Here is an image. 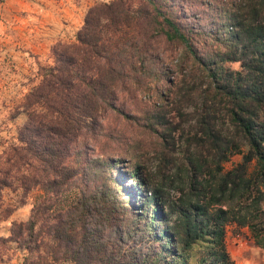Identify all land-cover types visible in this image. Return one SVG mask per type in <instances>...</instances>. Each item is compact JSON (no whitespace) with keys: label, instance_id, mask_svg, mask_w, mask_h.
Listing matches in <instances>:
<instances>
[{"label":"trees","instance_id":"obj_1","mask_svg":"<svg viewBox=\"0 0 264 264\" xmlns=\"http://www.w3.org/2000/svg\"><path fill=\"white\" fill-rule=\"evenodd\" d=\"M200 5L186 11L179 0H139L136 9L128 0L95 4L71 42L51 46L50 64L37 66L35 83L10 114L25 117L15 143L0 152L2 219L33 198L27 220L12 221L8 237H0V264L10 243L20 264H187L194 246L205 254L199 264H233L224 247L231 221L246 226L264 250L258 229L264 221V0ZM163 42L176 44L180 65L197 67L204 80L197 142L209 149V164L187 162L186 196L194 201L180 200L171 225L166 198L142 164L122 170L127 144L106 125L115 117L134 122L153 135L162 156L172 152L177 123L164 106L176 94L136 116L139 121L119 96L151 89L163 99L161 84L172 73L163 63ZM235 62L239 71L225 67ZM219 115L231 135L219 130ZM241 145L246 151L240 163L222 172ZM159 163L168 171L173 165L170 157ZM3 193L13 196L11 203L3 204ZM133 201L139 205L132 212ZM162 222L165 227L158 228ZM139 223L154 249L121 252L124 232L131 225L140 231Z\"/></svg>","mask_w":264,"mask_h":264},{"label":"rangeland","instance_id":"obj_2","mask_svg":"<svg viewBox=\"0 0 264 264\" xmlns=\"http://www.w3.org/2000/svg\"><path fill=\"white\" fill-rule=\"evenodd\" d=\"M80 1V23L76 25L77 30L82 25L88 8L95 4H106L113 0ZM128 2L131 9L138 7L139 0H128ZM179 2L181 5H184L186 11H189L194 7L200 10L202 8L200 3L203 0H179ZM180 15L182 16V13ZM77 30L74 32L73 37ZM42 34V28L13 23L5 27L0 37V152L6 144L15 143L17 129L24 122L25 117L21 114L15 118H10V114L12 109L21 101L22 96L27 92L30 85L35 83L37 66L50 64V48L54 43L57 41L71 42L73 40L66 37L67 39H58L53 42L48 40L42 43L40 40ZM160 48L164 66H167L172 72L168 74V82H162L161 84L162 89L160 90H163V93H161L163 99L158 100L151 89L140 93L137 90H133V88L131 89L133 92L128 94L121 93L119 96L122 97L123 95L125 97L124 101L127 102L125 110L129 111L133 118L139 121L136 116L152 111L153 104L155 106L157 102L162 103L163 100L166 101L167 94H176L175 98L173 96V99L169 95V102L164 106V110L168 112L167 116L173 118V121L177 123L175 132L173 133L174 144L172 152L162 156L153 135L137 128L134 122L124 121L122 118L115 117L112 120L106 119V125L116 129L117 131L114 132H119L122 142L127 144L129 152L123 157L126 158V161L120 165L123 166L121 167L122 170H129V166L134 161L142 164L145 172L149 174L148 176L151 179L153 188L157 189L166 198V205L163 210L169 217L167 224L171 225L176 219L174 210L178 207L180 200L182 199L181 201H184L186 204L193 203L194 201L193 198L186 196L187 162L202 159L205 160V163L209 164V149L203 140L197 142L200 133L197 132L196 120L204 111L200 103V95L205 88L204 80L197 67L193 66V68L188 69L184 65H180L177 57L179 51L176 44L163 42L160 44ZM213 48H210L212 50H209V52L213 51ZM225 67L234 71L240 70L238 62L226 63ZM172 101H175L176 104L172 103ZM174 107L176 110L178 109L180 116ZM219 118V121L216 123L219 130L224 135H231L232 129L224 119L225 117L219 115ZM245 151L246 147L241 145L240 153L232 154L222 164V172L231 170L238 165ZM112 155L115 157L117 154L112 152ZM161 157L165 159L171 158L173 165L169 171L159 163ZM116 169L120 170V168ZM253 169V162H251L247 168L246 178L251 175ZM202 178L209 181L207 175H202ZM129 182L125 180L124 185L128 186ZM134 188L136 189L135 185ZM136 190L140 192L142 188ZM11 199H14L13 196L9 193H3V204L11 203ZM32 199L28 198L6 220H3L0 216L1 238L8 237L12 221L24 222L27 220L33 202ZM138 205V202H132V212L134 211L133 209L138 208ZM229 205L234 207V203ZM226 206L227 204L222 207L225 208ZM214 207L217 208L218 206L215 205ZM260 208L264 210V202L261 203ZM172 211L173 213H171ZM260 222L261 225L258 229L260 230L261 228L262 231L259 234L264 239V221L260 219ZM128 223L131 222L129 221ZM257 224L259 225L260 223L257 222ZM139 225L142 228L140 231H138V228L136 231L131 225L128 228L130 231L124 232L125 235L122 240L124 244L122 245L121 252L129 253L130 250L134 249V251L139 250L142 253H148L154 249L156 243L152 241V237L146 234L147 232L144 230L143 224L139 223ZM164 227L162 222L158 228L162 229ZM224 247L233 264H264V250L255 245L249 229L246 226H239L236 221H231L224 227ZM131 255L132 253L127 254V257L131 258ZM204 256L205 254L202 253V249L194 246L190 256L187 258V264H199L202 262ZM2 258L3 263L1 264H20L19 262H21L20 252L16 250L14 243L9 244V248L5 251ZM127 262L130 261H126L125 264Z\"/></svg>","mask_w":264,"mask_h":264},{"label":"crops","instance_id":"obj_3","mask_svg":"<svg viewBox=\"0 0 264 264\" xmlns=\"http://www.w3.org/2000/svg\"><path fill=\"white\" fill-rule=\"evenodd\" d=\"M80 3V0H0V37L5 27L14 23L42 28V38L39 36L42 43L66 37L72 40L80 23Z\"/></svg>","mask_w":264,"mask_h":264}]
</instances>
